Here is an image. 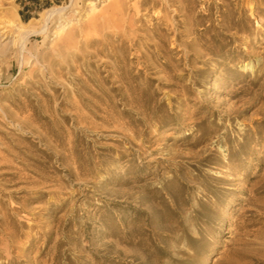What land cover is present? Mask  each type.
<instances>
[{"label": "rangeland", "instance_id": "rangeland-1", "mask_svg": "<svg viewBox=\"0 0 264 264\" xmlns=\"http://www.w3.org/2000/svg\"><path fill=\"white\" fill-rule=\"evenodd\" d=\"M76 1L79 16H50L72 1L0 0L31 59L20 73L17 51L0 54V264H264V0L253 14L248 0L149 3L142 14L169 20L156 63L133 59L153 50L143 29L135 49L109 37L113 57L51 75L36 59L62 18L86 25L87 2L97 14L109 4ZM182 4L196 8L191 26ZM117 57L130 59L131 92L109 73Z\"/></svg>", "mask_w": 264, "mask_h": 264}, {"label": "bare ground", "instance_id": "bare-ground-1", "mask_svg": "<svg viewBox=\"0 0 264 264\" xmlns=\"http://www.w3.org/2000/svg\"><path fill=\"white\" fill-rule=\"evenodd\" d=\"M72 5L69 8H61L58 10H48L47 14L52 16L53 14L59 12L60 15H63L71 10V12H74L73 15L79 16L81 12H79L76 9V6L78 5V2L76 0H71ZM106 2H109L108 6L105 8V13H96V4L94 2H87L86 8H88L84 15L86 19L83 20V22H86L87 24L84 25L80 21L77 20V24H73L74 21L69 20L68 18H62L67 24L60 23L59 24V32L57 36L60 37V40L53 44L51 51L49 54L43 57V59L37 58L36 65H40L41 62H48L49 67H47V71L49 74H59L61 75L63 71L67 68L70 71L78 70V72H84L86 71V67L92 65L91 62L88 60V56L93 57H113V54L109 51L106 52V50L109 48V44L107 43V38H122L123 40L129 39L132 44V49H135V47H138L142 43V38L138 34L139 31L145 30L148 32H151V35L147 34L150 40L155 41L152 43L153 50L142 51L139 48L135 49V52H138V54H133V59H143L147 58L151 60L152 62L156 63V49L157 51L166 52L164 48L165 44V35L161 34V31L168 29V18L167 17H158L154 14L150 16V11H146L145 13H141V7L147 6V4H151V6H158L161 5L162 0H138L137 4L135 5V11L133 15L131 16L129 22H124L123 16L126 14V0H105ZM171 2H174V0H168ZM248 0V3L250 4V9L253 11L258 7V5L255 3H251ZM193 4V3H192ZM104 8V5H103ZM259 8V7H258ZM182 9L185 11L186 20L184 21L187 23L188 26L193 25L197 20V15H195V6H186L185 4H182ZM83 15V16H84ZM144 16L146 18H150L152 21H156L159 25V28H156V24H152L149 26H144L143 24L137 25L138 23H142L144 21ZM199 23V22H198ZM69 26V27H68ZM68 27V28H67ZM83 28V30H82ZM117 28V29H116ZM111 29V30H110ZM116 29V30H115ZM70 30V32H68ZM203 31L201 35L207 30H201ZM65 32V35H62ZM171 32V31H168ZM15 34V30L7 25V23L0 21V54L4 53L6 51L8 52H14L17 51L19 53V61H20V73L24 71V66L28 63H30L31 59L27 57L24 53L26 51V44H22L21 47L17 48V50L14 48V41H12V38ZM83 34L84 36H89L83 44L81 45V50L77 46L76 38L78 35ZM54 37V36H53ZM156 38L159 40V43L156 45ZM199 39H202L201 36H199ZM96 43H100L101 45L98 46L90 55L86 54L84 49L87 47H91ZM122 46V45H121ZM119 46V48L121 47ZM75 47V51L68 52L71 48ZM79 48V50H78ZM111 50V48H110ZM12 52V53H13ZM67 58H75L77 60L82 59V63L79 66L69 65V61ZM116 61L119 63V65H114L113 70L110 73L111 76L118 79L124 86H121V88L125 91V93L131 92V89L129 87L126 88V84H129V80L122 77V74L120 73H128L129 70L126 69V66L130 59L125 57H117ZM39 62V64H38ZM61 66L59 70L54 71L50 68L52 64H60ZM90 80H92L90 78ZM99 82H107V79L102 78L98 79ZM121 89V90H122ZM237 93H233V97ZM129 97V96H128ZM128 105L136 104L134 99L128 98ZM142 112L144 113V109L141 107ZM234 110L232 109V112Z\"/></svg>", "mask_w": 264, "mask_h": 264}, {"label": "trees", "instance_id": "trees-1", "mask_svg": "<svg viewBox=\"0 0 264 264\" xmlns=\"http://www.w3.org/2000/svg\"><path fill=\"white\" fill-rule=\"evenodd\" d=\"M32 6L39 9H47L51 7L52 2L51 0H30ZM25 8H28L25 6ZM23 16V15H22ZM24 21H28L31 17H22Z\"/></svg>", "mask_w": 264, "mask_h": 264}]
</instances>
